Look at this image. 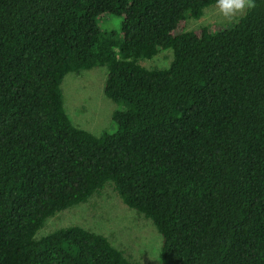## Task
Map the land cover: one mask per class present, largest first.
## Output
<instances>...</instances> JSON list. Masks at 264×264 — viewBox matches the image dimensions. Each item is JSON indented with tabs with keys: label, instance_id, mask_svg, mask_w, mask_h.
<instances>
[{
	"label": "trees",
	"instance_id": "trees-1",
	"mask_svg": "<svg viewBox=\"0 0 264 264\" xmlns=\"http://www.w3.org/2000/svg\"><path fill=\"white\" fill-rule=\"evenodd\" d=\"M215 3L0 0V264H137L80 226L36 237L108 185L155 226L161 264H264V0L186 31ZM165 50L168 68L142 66ZM99 67L123 109L95 136L62 84Z\"/></svg>",
	"mask_w": 264,
	"mask_h": 264
},
{
	"label": "rangeland",
	"instance_id": "rangeland-1",
	"mask_svg": "<svg viewBox=\"0 0 264 264\" xmlns=\"http://www.w3.org/2000/svg\"><path fill=\"white\" fill-rule=\"evenodd\" d=\"M122 21V17H108L100 23V27L107 32L120 33ZM236 21L226 20L213 6L205 10L200 20H188L186 31L200 27L229 29ZM172 60L173 52L165 50L141 64L148 69H164L170 66ZM106 77L107 69L99 67L81 74L70 73L62 84L64 107L69 118L75 126L95 136L114 131L113 115L123 109L106 97ZM69 226H80L104 235L132 262L161 264L162 238L157 229L150 220L128 208L109 185L88 202L48 219L36 237L39 239Z\"/></svg>",
	"mask_w": 264,
	"mask_h": 264
},
{
	"label": "clouds",
	"instance_id": "clouds-1",
	"mask_svg": "<svg viewBox=\"0 0 264 264\" xmlns=\"http://www.w3.org/2000/svg\"><path fill=\"white\" fill-rule=\"evenodd\" d=\"M257 7L256 0H216L215 8L228 21L242 17Z\"/></svg>",
	"mask_w": 264,
	"mask_h": 264
}]
</instances>
